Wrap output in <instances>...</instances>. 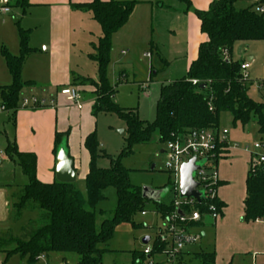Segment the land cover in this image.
Instances as JSON below:
<instances>
[{
    "label": "trees",
    "instance_id": "1",
    "mask_svg": "<svg viewBox=\"0 0 264 264\" xmlns=\"http://www.w3.org/2000/svg\"><path fill=\"white\" fill-rule=\"evenodd\" d=\"M179 1L187 9L192 8L191 0ZM252 1L215 0L208 10L194 9L201 22V32L207 39L200 44L198 57L192 61L186 75L161 85L156 117L152 122L141 120L135 108L117 105L113 99L117 90L108 78L113 36L129 21L137 2L94 0L76 5L93 13L102 28V36L93 44L95 53L90 54V58L97 63L99 79L76 77L73 84L93 87L96 96L94 115L115 113L125 121L126 146L114 158L100 148L95 131L86 137L84 145L91 160L85 178L86 192L83 193L74 183L40 181L37 177V156L21 152L15 141H8L6 155L28 178L12 207L18 217L26 210H39L41 220L28 224L25 233L16 239L14 248L0 249L6 253L2 264L14 255L35 263L41 256L51 253H75L79 257L76 264H104L103 255L109 249L101 245L114 238L119 225L130 223L134 228H141L133 217L146 211L150 203H153L155 211L163 215L172 211L173 207L167 202L144 199L141 187L131 183L130 171L122 163L125 157L133 154L135 145L150 142L154 133H158L160 143L165 144L178 133L220 127L221 116L225 112L231 113L234 124L245 126L256 119L259 132H264V98L263 101H256L250 96L248 82L242 78L241 65L244 61L234 60L232 56L238 41L264 40V14L255 12L252 5L237 7L238 3ZM18 28L19 54L13 55L7 48H2L12 83L0 86L1 100L13 114L19 108L22 89L35 85L33 81H24L22 72L27 58L36 49L29 44V30L19 23ZM194 79L198 80V84L193 83ZM68 136L69 132L56 134L55 153L63 142L68 144ZM100 157L110 160L108 168L97 165ZM246 185L243 219L246 222H264V171L254 175L249 172ZM108 188L116 190L117 206L112 217H105L97 227L98 214L104 216L106 213L97 207L106 200L105 191ZM218 205L223 204L218 202ZM197 255L201 264L215 263L212 252ZM132 256L131 264H145L147 259L142 251L134 250Z\"/></svg>",
    "mask_w": 264,
    "mask_h": 264
},
{
    "label": "crops",
    "instance_id": "2",
    "mask_svg": "<svg viewBox=\"0 0 264 264\" xmlns=\"http://www.w3.org/2000/svg\"><path fill=\"white\" fill-rule=\"evenodd\" d=\"M8 1L11 11L6 14H13L14 10L18 8L21 10V20L16 24H24L23 28L29 30V44L36 49L34 53L29 55L23 67L22 78L27 76V80L24 81L35 82L34 86H29L27 89L33 93L30 95H35L37 82H43L46 85V90H40V93L50 96L47 98H56L59 103L54 107L37 109L21 108L19 104L16 113H10L9 119L13 121L12 136H8L7 131H4L7 136V143L8 141H15L21 152L34 153L37 156L38 179L44 183H52L57 180V154L54 150L56 134L69 132L67 147L69 157L73 160L76 181L78 178L85 181L89 172L91 157L84 142L90 133L96 132L98 129L97 115L93 113V103L87 100L86 85H77L85 91L86 101L82 109L75 106L69 107L65 97L59 94V88L74 85L73 80L76 77H90L84 72L78 71L77 68L79 64H85L88 59H91L90 54L92 53L85 46V40L90 31L89 22L96 20L91 11L80 9L76 5L90 3L94 0ZM116 1H136L137 4L126 25L114 34L113 44L121 37L125 45L131 47L143 38L142 43L148 42L150 45V52L148 53H151V57L148 58H152L155 52L164 56L162 58L164 64H169L172 58L177 59L182 56L187 64L186 71L188 70L192 61L198 57L200 44L207 39V36L201 32V22L194 13V9L208 10L215 0H191V9H187V6L179 0ZM162 29L168 31L170 41L172 37L171 49L167 54L162 53L158 46L160 44L159 38L165 35ZM148 30H150V35H148ZM95 43L97 42L91 41L90 43L92 50H94L93 44ZM11 46L13 52L18 55L20 52L19 32L16 38L11 40ZM122 53L125 54V50ZM252 60V57L249 58V61ZM91 88L93 92L94 89ZM115 88L117 90V87ZM55 92H57L56 96ZM262 93L264 98V91ZM233 125L234 127L239 126L242 136H239L240 134L238 136L231 135L229 131L228 153L226 158L219 162L221 184L218 196L223 204V214L216 223L209 220L205 225L219 222L220 227L228 228L234 221L237 222L241 216V222H244V201L247 195L246 183L250 161V152L246 148L258 140L261 133L258 124L254 130L249 124L244 126L240 123H233ZM250 135L253 137L251 138ZM102 146L103 144L100 142L101 149ZM5 157H7L6 154ZM76 181L74 182L75 185ZM238 183L240 186L243 185L240 198L235 189ZM85 192L86 188L83 193ZM237 207H239L240 212L234 214V209ZM246 225H248L247 229L251 232L249 233L251 236L249 240L246 237L243 244L246 246L248 243V254H251L250 251L252 250L251 256L256 255L258 258L264 252V222L262 220L251 221ZM203 232L206 235L205 231ZM186 251L190 252L188 249ZM108 252L110 251L104 253L103 262ZM68 254L51 253L41 256L38 261L44 260L45 264H76L79 261L78 257L76 261L71 262ZM132 261L133 256L130 264ZM251 261L253 264V258Z\"/></svg>",
    "mask_w": 264,
    "mask_h": 264
},
{
    "label": "rangeland",
    "instance_id": "3",
    "mask_svg": "<svg viewBox=\"0 0 264 264\" xmlns=\"http://www.w3.org/2000/svg\"><path fill=\"white\" fill-rule=\"evenodd\" d=\"M252 3L241 2L237 4L238 8H244ZM21 10L15 9L13 14L0 13V86H6L12 83V77L9 73L6 60L2 54V48L16 55L11 46V40L16 38L19 28L16 22L21 20ZM24 23V22H22ZM24 24L20 23L23 28ZM88 37H86L85 46L92 54L95 53L91 49V41L97 42L102 36V28L96 21L89 22ZM160 30V29H159ZM164 30V29H162ZM150 30H148V35ZM165 35L160 37L159 48L162 53H169L171 49L170 37L168 31L164 30ZM83 41V40H82ZM137 41L131 47H128L119 37L117 41L112 43L111 62L108 68V78L110 83L117 87L114 96V102L122 108H135L141 120L154 121L156 117V104L160 97V88L162 84L182 78L186 74L187 64L182 56L177 59L170 60L169 64H164L159 54L153 53L152 58L146 57V53L150 52L148 42ZM83 46V44H81ZM125 50V54L122 51ZM253 58L249 61V58ZM234 60L250 63L248 73L250 76L249 94L256 101H263V91L259 90V82L264 81V40L258 41H238L233 48ZM153 64V68H152ZM78 71H82L85 75L98 80L97 63L88 59L85 64H79ZM28 75V74H26ZM27 76H23V80H27ZM120 81V82H119ZM78 85V84H76ZM29 87L22 89L21 95L33 94L29 92ZM37 97H50L40 93V90H46L43 82H37ZM59 88V93H60ZM86 97L93 105L96 103V96L92 92V88L86 85ZM55 92V96H56ZM1 100V91H0ZM59 101L57 100V104ZM66 104L69 107L68 102ZM9 112H0V149L5 151L8 136H12L13 121L9 119ZM96 131L99 143L103 144L102 150L111 157H117L126 146L127 125L125 121L120 119L115 113H98L96 116ZM220 126L222 129H228L231 135L242 136L239 126L234 127L232 123V115L225 112L221 116ZM249 126L252 130L257 125L254 119ZM124 131L121 134L120 131ZM252 138L253 136L250 135ZM164 144L160 143L158 133H154L152 139L148 143L137 144L133 147V154L122 160L123 166L130 171L131 183L137 187L150 186L157 189H165L166 193L162 196L161 201L169 202L172 194L169 190L172 188V178L168 173L165 162L166 157L162 150ZM97 165L101 168H108L110 160L107 157H100ZM154 166V168H153ZM256 174L253 173V175ZM28 183V178L22 173L20 167L9 159L0 155V249H11L16 245V239L25 233V228L31 221H40L41 214L39 210H26L20 217L17 216L12 205L17 201L22 193V188ZM76 188L85 191V181L78 178ZM243 185L238 183L235 186L237 195L240 198ZM106 200L98 205V209L104 210V216L98 214L97 227L102 223L105 217H112L117 206V192L114 188H108L105 191ZM240 207V205H239ZM239 207L234 209V214L240 212ZM146 214L137 213L133 217L136 224H140L141 228H134L130 223H123L117 227L114 238L108 244H102V247L109 248L104 257V264H130L132 250L142 251L144 249L143 239L147 236L154 237L158 227L161 225V218L155 212L153 203L146 206ZM238 218L237 222H233L228 228H223L217 224L204 225L201 229L206 235L194 245L187 247L191 256L193 253L212 252L215 254L214 264H252V250L249 253L248 243L244 246L243 242L246 237L250 239L251 233L246 225L248 222H241ZM250 223V222H249ZM243 226V227H242ZM70 261H76L78 255L69 253ZM6 253L0 251V264L4 262ZM192 260V259H191ZM193 264H198V259H193ZM7 264H45L44 260L35 263H29L26 259L14 255ZM257 264H264V252L257 258Z\"/></svg>",
    "mask_w": 264,
    "mask_h": 264
},
{
    "label": "built area",
    "instance_id": "4",
    "mask_svg": "<svg viewBox=\"0 0 264 264\" xmlns=\"http://www.w3.org/2000/svg\"><path fill=\"white\" fill-rule=\"evenodd\" d=\"M252 8L259 14H264V2L254 0ZM8 0H0V12L9 13ZM151 57V53L146 54ZM250 63L244 62L241 65L242 78L250 81L248 69ZM198 84V80H193ZM259 90L264 91V81L259 82ZM66 101L79 109L83 108L86 101L85 91L77 85L61 87L60 93ZM21 108L37 109L54 107L57 105L56 98L37 97L35 95H21ZM9 112L6 105L0 100V112ZM229 130L221 127L203 129L192 132L178 133L164 144L162 150L166 157L165 167L172 178V188L169 192L172 199L167 202L173 210L163 215L157 211L161 218V225L156 235L150 237L142 250L147 256L145 264H193V259H198L197 253L186 251L187 247L199 242L204 237L201 229L207 221L216 223L223 214V205H218L220 173L219 162L226 158L228 153L227 139ZM250 152L249 172L251 174L264 171V132L260 138L251 146L246 148ZM5 151L0 149V155L5 156ZM192 158L196 159L201 166L196 170L194 180L198 183L197 190L203 192V198L198 200L195 197H182L180 192L181 168ZM146 214L147 211L142 212ZM157 246L161 249H156ZM198 264L201 261L198 259ZM253 264H257V256L253 255Z\"/></svg>",
    "mask_w": 264,
    "mask_h": 264
},
{
    "label": "water",
    "instance_id": "5",
    "mask_svg": "<svg viewBox=\"0 0 264 264\" xmlns=\"http://www.w3.org/2000/svg\"><path fill=\"white\" fill-rule=\"evenodd\" d=\"M202 87H204V84ZM120 133L124 134V131L122 130ZM56 154V179L60 182L74 183L76 181V172L65 142L60 145ZM200 166L201 163H197L195 158H192L182 166L180 179V192L182 197H195L198 200L203 198V192L197 190L198 183L194 180L195 172ZM165 193V189H157L150 186H144L142 188V197L152 202L161 201ZM149 240V236L145 237L143 239L144 244H147Z\"/></svg>",
    "mask_w": 264,
    "mask_h": 264
}]
</instances>
